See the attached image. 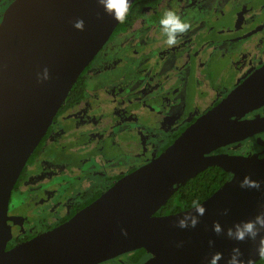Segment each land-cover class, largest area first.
Returning <instances> with one entry per match:
<instances>
[{"label": "water", "instance_id": "95a60500", "mask_svg": "<svg viewBox=\"0 0 264 264\" xmlns=\"http://www.w3.org/2000/svg\"><path fill=\"white\" fill-rule=\"evenodd\" d=\"M135 1L129 0V10ZM77 20L84 21L82 31L74 27ZM120 23L98 0H14L3 14L0 264H101L138 249L150 255L142 264H210L214 256L215 264H227L233 248L240 249L244 264H257L263 258L256 255L258 240L237 242L227 231L264 212V156L216 152L264 132V117L247 118L264 107V66L90 206L58 228L7 249L13 189L73 86ZM44 69L50 78L42 82ZM215 166L229 180L200 204L203 216L197 217L194 207L157 215L179 188ZM245 179L261 189L241 187ZM185 216L197 217V226L192 228L189 219L188 228L177 227Z\"/></svg>", "mask_w": 264, "mask_h": 264}, {"label": "flooded vegetation", "instance_id": "af4514ba", "mask_svg": "<svg viewBox=\"0 0 264 264\" xmlns=\"http://www.w3.org/2000/svg\"><path fill=\"white\" fill-rule=\"evenodd\" d=\"M13 1L0 4V23ZM144 9L154 11L143 18L150 24H160V14L172 10L189 28L178 34L175 46L162 37L141 38L137 46L105 58L100 54L104 47L129 29L113 33L76 82L74 96L66 99L13 189L8 250L58 228L90 206L145 165L138 157L141 147L156 145L162 153L264 66L251 64L255 48L264 42V0H163L157 8ZM191 10L196 17L190 18ZM101 56L102 66L96 68ZM210 100H215L213 105L199 114ZM263 117L264 107L247 118ZM178 120L183 122L178 125ZM242 146L216 154L264 156V132ZM145 255L138 249L101 264H142L150 257L147 251Z\"/></svg>", "mask_w": 264, "mask_h": 264}, {"label": "clouds", "instance_id": "9594fccd", "mask_svg": "<svg viewBox=\"0 0 264 264\" xmlns=\"http://www.w3.org/2000/svg\"><path fill=\"white\" fill-rule=\"evenodd\" d=\"M99 5L104 11L112 16L117 22H124L129 13V0H98ZM160 27L164 35L166 36V44L168 46H175L177 44L178 34L184 33L188 30L189 25L185 23L182 18L172 10H166L160 21ZM77 30L82 31L84 29V21L77 20L74 24ZM40 80L47 81L50 78L48 69H44L40 75ZM241 187L244 188H255L261 189V185L256 182H252L248 179L242 183ZM192 206L194 207L197 217L203 216L206 209L200 205L198 201H193ZM228 209H225L223 214L227 215ZM197 217L185 216V219L180 220L177 227L180 229H186L189 227L188 220H192L191 227L195 228L198 224ZM214 230L217 234L222 232L219 224L214 226ZM126 235V232H123ZM227 237L237 242H243L245 240L257 241L256 255L257 257H264V212H261L253 220L245 221L235 225L227 231ZM182 243L178 247H182ZM217 256H214L210 264H215ZM227 264H244L242 260V253L239 248H233L230 258L227 260Z\"/></svg>", "mask_w": 264, "mask_h": 264}, {"label": "trees", "instance_id": "16d2710c", "mask_svg": "<svg viewBox=\"0 0 264 264\" xmlns=\"http://www.w3.org/2000/svg\"><path fill=\"white\" fill-rule=\"evenodd\" d=\"M163 0H136L129 10L128 16L124 22H121L116 28L114 35L128 30L138 19L140 11L144 8H157ZM79 83V82H78ZM76 83L70 91L67 101L75 94ZM189 125V124H188ZM183 128L175 137L170 140L172 143L177 138ZM169 143V144H170ZM229 180V175L223 169L215 166L201 172L196 177L190 179L186 185L179 188L169 199L167 204L157 215H171L193 208L192 202L198 201L200 204L211 197ZM146 254L145 249H141V257ZM146 255L142 258L145 259ZM264 264V257L257 263Z\"/></svg>", "mask_w": 264, "mask_h": 264}, {"label": "rangeland", "instance_id": "374dc122", "mask_svg": "<svg viewBox=\"0 0 264 264\" xmlns=\"http://www.w3.org/2000/svg\"><path fill=\"white\" fill-rule=\"evenodd\" d=\"M150 14L151 16L154 15V11H151V9H144L142 12L140 11V15L137 21L133 24V26L130 27L129 30L126 31V33L119 34L117 37H114L113 39H111L109 43L104 47V49L100 52V54H105V58H106L109 56L108 55L109 53L115 52L118 49L132 48L135 45L137 46L139 43H141L140 42L141 38L145 40V41L142 40L144 42H146V40L149 38H152L155 40L159 37L166 38V36L161 30L160 24H150L148 23L147 18L143 19L144 17H147ZM189 15H190V18H193L197 16V13L194 10H191ZM161 17L162 15L160 14L159 18L161 19ZM160 32H162L163 35H160ZM155 48H158L157 45L155 46ZM103 60H104V56H101L99 61H95L94 66H96V68H99L100 66H102ZM251 60H252L251 64H254V65L264 62V42L259 43L257 48H255V51L252 54ZM215 100H218V98ZM215 100L204 105L202 109L200 110L199 114H203L204 112H206V110L210 106L213 105ZM182 122L183 121L178 120V125H180ZM162 131L164 132V130ZM162 138L164 140V137ZM162 138L159 137L160 140ZM248 143H249V139L246 140L245 143L242 142V145L245 146ZM157 147L158 146L156 145L149 146L148 148L147 146L141 147V151L139 152L141 156H138L139 158H141V165L143 163L144 164L149 163L150 161H152L153 159H155L157 156L160 155L161 153L160 151L162 150Z\"/></svg>", "mask_w": 264, "mask_h": 264}]
</instances>
